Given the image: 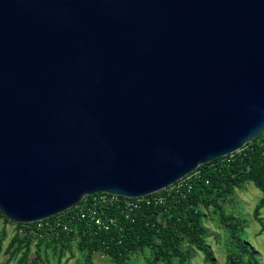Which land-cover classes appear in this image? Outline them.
Here are the masks:
<instances>
[{
  "label": "water",
  "instance_id": "water-1",
  "mask_svg": "<svg viewBox=\"0 0 264 264\" xmlns=\"http://www.w3.org/2000/svg\"><path fill=\"white\" fill-rule=\"evenodd\" d=\"M264 133V0H0V210L160 192Z\"/></svg>",
  "mask_w": 264,
  "mask_h": 264
},
{
  "label": "trees",
  "instance_id": "trees-1",
  "mask_svg": "<svg viewBox=\"0 0 264 264\" xmlns=\"http://www.w3.org/2000/svg\"><path fill=\"white\" fill-rule=\"evenodd\" d=\"M197 171L200 174L192 179L191 189L183 188L180 192L171 193L162 190L150 194L164 195L166 199L151 205L144 203L128 217L118 209L105 208L107 215L116 219L110 230H99L94 222L77 215L70 219L68 214H75V208L33 223H17L0 212V216L16 228L6 252L11 258L22 253L19 264H26L35 243L37 256L33 264H40L42 245L55 250L61 246L64 251L71 249V242L76 241L78 247L85 251L86 264H92L96 254L107 256L112 264H130L135 258H141L145 264H189L191 246H196L214 264L213 252L207 244L209 230L205 222L213 212H220L239 248V251L228 252L227 264H259L257 254L243 236V222L225 213L222 200L232 194L236 186L253 182L263 193L255 207L254 217L264 225L261 217L264 209L263 134L232 157L227 155L214 159L190 174ZM65 225L70 231L64 229ZM2 246L3 241H0V249Z\"/></svg>",
  "mask_w": 264,
  "mask_h": 264
},
{
  "label": "rangeland",
  "instance_id": "rangeland-1",
  "mask_svg": "<svg viewBox=\"0 0 264 264\" xmlns=\"http://www.w3.org/2000/svg\"><path fill=\"white\" fill-rule=\"evenodd\" d=\"M262 195V191L253 182L248 181L241 187L236 186L234 192L222 200L225 213L232 214L243 222L245 226L243 236L257 254L259 264H264V225L254 217V210ZM261 217L264 222V209ZM205 225L209 230L207 244L213 252L214 264H227L228 252L230 250L239 251L236 241L231 238L230 228L222 221L220 212H213L212 217L208 218ZM15 229L12 226L8 228L6 225H0V241H3V246L0 249V264H19L22 257V253H19L11 258V255L6 252L15 235ZM34 244L26 264H33V260L37 256ZM71 245V249L67 248L64 251L61 246L55 250L53 247L42 245L40 264H86L85 251L78 247L76 241L71 242ZM191 251L189 264H213L196 246H191ZM91 262L92 264H112L110 259L102 254H96ZM130 264L145 263L141 261V258H135Z\"/></svg>",
  "mask_w": 264,
  "mask_h": 264
},
{
  "label": "built area",
  "instance_id": "built-area-1",
  "mask_svg": "<svg viewBox=\"0 0 264 264\" xmlns=\"http://www.w3.org/2000/svg\"><path fill=\"white\" fill-rule=\"evenodd\" d=\"M263 137H264V133H263ZM229 155L232 157L234 153ZM199 174H200L199 171L193 174H189L185 176L183 179L175 182L173 185L167 187L164 190L171 193L173 191L180 192L181 190H183V188L191 189L192 179L196 176H199ZM165 199L166 197L164 195H145L140 197H127L113 193L100 192L85 197L77 205L72 207L76 209V213L68 214V216L70 217V219H72L77 215L82 219H89L92 222H94L97 229L99 230H110L112 224L116 219L114 218V216L109 217L105 211V208L118 209L121 211L122 214L127 213V217H128L129 213L139 209L144 203L147 205H151L153 202L155 203L163 202ZM64 229L70 231L68 225H65Z\"/></svg>",
  "mask_w": 264,
  "mask_h": 264
},
{
  "label": "crops",
  "instance_id": "crops-1",
  "mask_svg": "<svg viewBox=\"0 0 264 264\" xmlns=\"http://www.w3.org/2000/svg\"><path fill=\"white\" fill-rule=\"evenodd\" d=\"M0 225L1 226L6 225L8 228H11V226L15 227V225L13 223H11L10 221L5 220V218H3L1 216H0ZM15 231H16V229H15Z\"/></svg>",
  "mask_w": 264,
  "mask_h": 264
}]
</instances>
